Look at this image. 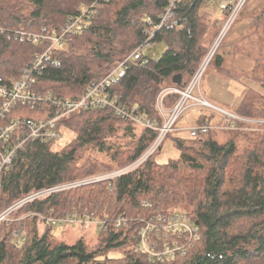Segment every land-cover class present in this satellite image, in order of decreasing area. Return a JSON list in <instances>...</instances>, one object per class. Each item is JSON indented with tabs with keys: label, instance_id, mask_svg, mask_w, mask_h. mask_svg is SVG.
I'll return each mask as SVG.
<instances>
[{
	"label": "trees",
	"instance_id": "obj_1",
	"mask_svg": "<svg viewBox=\"0 0 264 264\" xmlns=\"http://www.w3.org/2000/svg\"><path fill=\"white\" fill-rule=\"evenodd\" d=\"M97 1L100 8L88 21L81 40L55 55L58 66L46 65L39 80L41 92L81 98L144 42L147 19L158 22L169 2L0 0V78L17 79L21 68L44 51L45 46L21 41L16 32L58 31L81 4ZM204 5L208 7L205 0H180L175 12L182 28L162 30L154 39V44L166 47L160 58L144 57L146 63L132 66L111 88L127 109L147 115L155 128H141L110 110L70 117L64 125L76 136L69 145L54 150V145L28 143L3 173L0 213L31 193L126 168L151 147L163 124L156 107L158 95L169 86L185 89L219 34L220 30L210 29L202 13ZM215 7L223 17L227 15ZM261 9L250 15L249 35L264 31ZM256 42L264 48V39ZM244 46L232 47V55L244 54ZM221 49L212 63L216 70L228 80H252V86L243 84L244 93L233 114L257 123L236 120L233 130L220 111L211 109L217 113L200 116L197 122V126H210L208 135L174 139L178 160L158 164L160 148L142 165L111 181L67 189L23 206L13 214L18 221L0 226V264H264V56L248 49L246 57L253 68L234 75L226 69ZM177 75L183 77L180 86L173 82ZM179 99L178 94L166 96L165 109H172ZM215 115L221 120L212 127ZM15 117L13 113L10 119ZM26 117L41 115L29 112ZM176 210L187 213L195 223L199 239L185 255L163 262L152 260L139 251L134 230ZM75 211L83 219L105 223L97 245L91 246L84 237L73 244L54 241L55 226L37 216L62 218ZM119 218L127 226L118 228ZM16 230H21L24 242L17 241ZM168 240L155 235L149 238L159 247ZM114 253L117 258L110 256Z\"/></svg>",
	"mask_w": 264,
	"mask_h": 264
},
{
	"label": "built area",
	"instance_id": "obj_2",
	"mask_svg": "<svg viewBox=\"0 0 264 264\" xmlns=\"http://www.w3.org/2000/svg\"><path fill=\"white\" fill-rule=\"evenodd\" d=\"M108 1V0H104ZM248 0H205L207 6H219L227 14L223 19L221 30L214 43L209 47L196 74L185 87L180 90L177 87L164 89L157 98L156 107L162 115L163 124L159 129L157 138L151 147L135 162L121 170L84 179L82 181L58 186L50 189L31 193L6 210L0 213V226L9 225L18 220L13 214L23 206L37 199L67 189L111 181L122 176L153 156L161 148L162 143L171 134L179 118L187 110L189 101L197 106L212 107L202 97L195 96L200 91V85L207 69L212 65L216 54L222 47L227 35L238 21L242 8ZM180 0H169L164 12L158 22L147 19L148 29L145 31V40L134 51L121 62L110 69L104 78L93 83L79 99L62 98L52 93L39 90V80L43 77L46 65L50 62L59 65L55 58L66 45L73 42L88 27V21L98 12L100 1L91 4H81L80 9L72 15L66 25L60 30L49 31L42 29L39 33H28L24 29L16 32V37L21 41H27L37 45L45 46L44 51L37 54L35 58L21 68L17 79L0 78V182L3 173L9 169L19 158L20 153L28 143H39L43 145H56L64 140L62 133L65 121L77 114L88 113L99 110H110L124 120L133 121L147 129H154L156 124L147 115L137 112L135 109H127L119 96L112 93V86L120 83L129 69L137 63H146L144 52L154 44L158 32L162 30H178L181 26L176 16V8ZM170 94L180 95L175 106L167 110L163 103L166 96ZM216 108V107H214ZM220 111L231 129H236V120L257 123L237 117L233 113ZM41 115L38 118L26 117L28 113ZM17 117L11 118L12 114ZM210 126L205 124L190 130L194 138L208 135ZM1 189V183H0ZM148 206V203H144ZM41 221L51 226H87L95 225L101 229L105 228L104 222L95 221L90 217L81 218L78 212L67 214L62 218L53 216L44 217L37 215ZM127 226L124 218L117 220L116 226ZM135 239L139 241V251L147 253L153 260L160 262L173 260L178 255H185L187 250L193 246V241L199 239L198 227L189 218L187 213L176 210L170 215H159L151 221L143 222L134 230ZM164 236L167 241L161 247L156 242L149 241L150 236ZM18 242H24L25 238L21 230L14 231ZM152 243V244H151Z\"/></svg>",
	"mask_w": 264,
	"mask_h": 264
},
{
	"label": "rangeland",
	"instance_id": "obj_3",
	"mask_svg": "<svg viewBox=\"0 0 264 264\" xmlns=\"http://www.w3.org/2000/svg\"><path fill=\"white\" fill-rule=\"evenodd\" d=\"M255 1L256 0H249L246 7L244 6L242 8L239 19L232 28V30L233 29L236 30L237 28H239V26L241 28H243L249 24L247 33L241 37L242 38L241 43H243L245 45L244 46L245 47L244 54L241 53V57L238 58V60L233 61V60L227 58L225 61L226 69L232 71V73L234 75H238V74L241 75V73L249 72L251 70V68L253 66L251 64L252 62H251V60H249L246 57V52L248 51V49L252 50V52L254 54L259 55L261 53L264 56V48H261L258 45V43L256 42V40H259L261 42L263 41V39H264V35H263L264 33L263 32L264 31H262L259 34L249 35L250 26L253 23V20L250 19V17H251L250 15L255 11H256V13H258L257 11L262 10L260 8L261 10L260 9L255 10V11H252L251 13L247 12L250 10V8L252 7V5ZM262 1L263 0H260V3ZM80 7H81V5L78 7L76 13L80 9ZM262 7H264V6H262ZM202 13H204V16L207 17V23H208L211 30H215V29L221 30V27L223 25V20H222V23H220V24H218V21H220V19L223 17V15L217 7H214V6L206 7L204 5ZM223 19H224V17H223ZM181 28L182 27H180L179 30ZM232 30L230 31V33L232 32ZM27 32L28 33H34V32H29V31H27ZM81 36H82V34L78 38H76L74 40V42L80 41ZM229 36H230V34H229ZM229 36L226 37V40L224 41V43L222 45V49L220 50V52L225 53L223 55L224 57H226L228 55V52H231V50L229 48H226V45H228L227 39L229 38ZM248 36H250L249 40H248ZM240 47H241V45H240ZM165 48L166 47H165L164 43H156V44H153L151 47H149L147 50H145L144 55L149 60L157 61L160 58V56L162 55V53L165 51ZM58 53L59 52H57V54ZM249 57H251V56H249ZM239 59H241V69L238 65ZM219 73L220 74L217 73L215 66H213V65L210 66L207 69V71L203 77V80H202L201 85H200V91H196L194 95L198 96V97H202L206 102H209V104L211 103V105L213 106V110H216V108H214V106H215V107L219 108L222 112L233 113V111L235 109L233 103L235 101L229 100L230 102H226V103H216V102L214 103L212 98L209 96V92L213 88L215 81L219 77H221L223 79L226 78V77L224 78V76L221 72H219ZM262 76H264V73H262ZM233 80H235V81H233ZM233 80L225 81L226 84H224L223 87H222V85H220L221 87H218L219 88L218 90H221L222 92H225L226 94L229 93L227 95V97H230V98H231V93L236 97H240V96L242 97V95L244 93L243 84L248 85L247 83H249L250 86H252L251 85L252 80L251 79L248 80L245 77L242 81L241 80L238 81L236 79H233ZM239 82H241V83H239ZM259 85H263V84H259ZM169 88H173V86H169V87H166L164 89H169ZM223 88L225 91L222 90ZM215 104H217V105H215ZM211 109L212 108H210V107L204 108L201 106H197L195 103H193V101L188 102L187 110L179 118V120L177 121V123L175 124V126L173 128V131L171 132V134L165 139V141L161 145V150L156 157L158 164L165 165V164L169 163L170 161H176L180 158V152L178 151V149L176 148V146L174 144V139L175 138H183V139L190 138L191 137L190 136V130L197 126V122H198L200 116L206 115L207 117H211V115H212L211 112L217 113ZM82 114H84V113H82ZM77 115H80V114H77ZM220 119H221V117H218V115H215L212 119L211 126L216 127L220 123ZM139 127L143 128L140 125H139ZM62 133L64 135V140L62 142L54 145L52 147L54 150H59L62 147L69 145L70 142H72V140L76 136L73 132L68 131L67 128L63 129ZM53 234H54V241H57V242H66L67 244H73V243L77 242V240H79L80 238L84 237L88 244H90L91 246H95L99 242V235L101 234V228L96 226V224L95 225H87L84 229L78 225L55 226L54 230H53ZM110 256L112 258L118 257V255L115 253L111 254Z\"/></svg>",
	"mask_w": 264,
	"mask_h": 264
},
{
	"label": "crops",
	"instance_id": "obj_4",
	"mask_svg": "<svg viewBox=\"0 0 264 264\" xmlns=\"http://www.w3.org/2000/svg\"><path fill=\"white\" fill-rule=\"evenodd\" d=\"M249 2V0L247 1V3ZM247 3L245 4V7H246V5H247ZM262 6H264V0L260 3V0H256L254 3H253V5H252V7L250 8V10L249 11H247L248 13H251L252 11H255V10H259L260 8H263ZM222 20H223V17L220 19V21H218V24H220V23H222ZM217 24V25H218ZM249 25V24H248ZM248 25L247 26H245V27H243V28H241L240 26H239V28H237L236 30H232V32L230 33L229 32V34H230V36H229V34L227 35V37L229 36V38L227 39V43H228V45H226V48H229V49H231L232 50V47H235V46H239V45H241V37L242 36H244L246 33H247V30H248ZM226 40V39H225ZM225 54V53H224ZM241 57V52L240 53H238V54H236V55H232V53L231 52H228V55L225 57V59H231V60H238V58H240ZM248 58V57H247ZM249 59V58H248ZM249 60H251V59H249ZM251 62H252V60H251ZM252 65H253V62L251 63ZM239 67H240V69H241V59H239ZM251 65V66H252ZM252 68H253V66H252ZM251 68V69H252ZM217 73L218 74H220L219 73V71L217 70ZM224 76V75H223ZM224 78H225V76H224ZM222 79V80H221ZM221 80V81H220ZM225 81H228L226 78L225 79H223V78H221V77H219L216 81H215V84L213 85V88L211 89V91L209 92V96L212 98V100H213V102L215 103H226V102H230L229 100H233V101H235L234 103H233V105H234V107L236 108V106H237V104H238V102L241 100V96L240 97H236V96H234L232 93H231V98L230 97H227V95L229 94V93H225V92H222L221 90H218L219 88L218 87H221L220 85H222V87L224 86V84H226L225 83ZM222 90H224V88L222 89ZM225 91V90H224ZM264 92V91H263ZM212 102V103H213ZM215 105H217V104H215ZM215 107V106H214ZM210 108H212V107H210ZM217 108V107H216ZM213 109V108H212ZM217 109H219V108H217ZM216 111H218V110H216ZM221 120V119H220Z\"/></svg>",
	"mask_w": 264,
	"mask_h": 264
},
{
	"label": "water",
	"instance_id": "obj_5",
	"mask_svg": "<svg viewBox=\"0 0 264 264\" xmlns=\"http://www.w3.org/2000/svg\"><path fill=\"white\" fill-rule=\"evenodd\" d=\"M173 82H174L176 85H178V86L182 85V83H183V77H182V75H177V76H175V77L173 78Z\"/></svg>",
	"mask_w": 264,
	"mask_h": 264
}]
</instances>
